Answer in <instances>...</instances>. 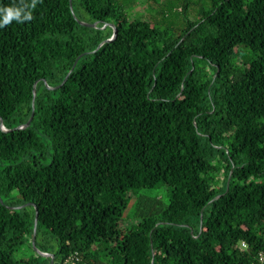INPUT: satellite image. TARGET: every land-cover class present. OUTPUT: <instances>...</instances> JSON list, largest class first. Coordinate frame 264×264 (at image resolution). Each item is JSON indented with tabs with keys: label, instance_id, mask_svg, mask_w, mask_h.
I'll use <instances>...</instances> for the list:
<instances>
[{
	"label": "trees",
	"instance_id": "16d2710c",
	"mask_svg": "<svg viewBox=\"0 0 264 264\" xmlns=\"http://www.w3.org/2000/svg\"><path fill=\"white\" fill-rule=\"evenodd\" d=\"M180 6L168 29L41 0L0 28V264L51 262L17 254L25 204L54 264H264V0Z\"/></svg>",
	"mask_w": 264,
	"mask_h": 264
},
{
	"label": "rangeland",
	"instance_id": "374dc122",
	"mask_svg": "<svg viewBox=\"0 0 264 264\" xmlns=\"http://www.w3.org/2000/svg\"><path fill=\"white\" fill-rule=\"evenodd\" d=\"M183 0H159L157 2H147L143 4V0H118V2L124 7L128 12L137 18L140 14L142 17L145 16L146 19L152 22H161L162 27L175 28L181 22L183 23L182 17H180L179 12L181 2ZM139 13V14H138ZM167 17V18H166ZM145 20V19H143ZM163 20V21H162ZM57 246L56 242H53ZM22 252H18L20 256L35 257L36 253L34 249L28 248V246H23Z\"/></svg>",
	"mask_w": 264,
	"mask_h": 264
},
{
	"label": "water",
	"instance_id": "95a60500",
	"mask_svg": "<svg viewBox=\"0 0 264 264\" xmlns=\"http://www.w3.org/2000/svg\"><path fill=\"white\" fill-rule=\"evenodd\" d=\"M78 23H79L80 25H82V26L96 27V24H95V23H94V24H87V23H84V22H81V21H78ZM116 35H117V31L115 30V32H114L113 36L111 37V39H108V40H106L105 42L101 43L100 46H101L102 44H104V43H108V42L113 41V40L116 38ZM69 74H70V73H69ZM69 74H68V75L66 76V78L63 80V82L61 83V85L66 81V79H67V77L69 76ZM43 82L45 83V81H43ZM36 83H37V82H36ZM36 83H35V86H36ZM45 84H46V83H45ZM46 86H47V84H46ZM58 87H60V85H59ZM58 87H56V88H58ZM56 88H53V89H50V90L55 91ZM48 89H49V88H48ZM33 93H34V96H35V87H34V89H33ZM34 101H35V97H34V99H33V103H32V107H33V108H34ZM32 119H33V114H32V116L30 117L29 121H28L25 125H22V126H20V127L14 128V129H16V130H17V129H18V130H20V129H26L27 127H29V125H30ZM0 123H1V127H2V129H3L4 131H9V130H7V129H5V128L3 127V123H2V119H1V118H0ZM0 202L3 204V201H2V199H1V197H0ZM30 206H33V207L35 208V221H34L33 236H32V248L34 249V251H35V253H36L37 255L42 256V257H45V258H50V259H51L50 264H54V255H53V254H48V253L40 252V251H38V250L36 249V246H35V241H36V227H37V223H38V208H37L35 205H33V204H25V205H22V206H20V207H9V209H10L11 211H17V210H22V209L27 208V207H30Z\"/></svg>",
	"mask_w": 264,
	"mask_h": 264
},
{
	"label": "clouds",
	"instance_id": "9594fccd",
	"mask_svg": "<svg viewBox=\"0 0 264 264\" xmlns=\"http://www.w3.org/2000/svg\"><path fill=\"white\" fill-rule=\"evenodd\" d=\"M41 0H31V3H27L26 0H21L20 6L4 7L0 8V28L5 27L12 21L23 23L33 19L31 9L36 7V4Z\"/></svg>",
	"mask_w": 264,
	"mask_h": 264
}]
</instances>
